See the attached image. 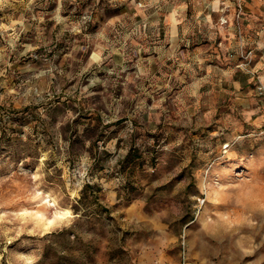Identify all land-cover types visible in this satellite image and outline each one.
I'll return each instance as SVG.
<instances>
[{
    "label": "rangeland",
    "instance_id": "rangeland-1",
    "mask_svg": "<svg viewBox=\"0 0 264 264\" xmlns=\"http://www.w3.org/2000/svg\"><path fill=\"white\" fill-rule=\"evenodd\" d=\"M259 81L264 0H0V264H264Z\"/></svg>",
    "mask_w": 264,
    "mask_h": 264
},
{
    "label": "built area",
    "instance_id": "built-area-1",
    "mask_svg": "<svg viewBox=\"0 0 264 264\" xmlns=\"http://www.w3.org/2000/svg\"><path fill=\"white\" fill-rule=\"evenodd\" d=\"M252 55H253V53L250 52L247 58L250 57L252 59V57H251ZM258 89L261 91V94H264V84L261 83L260 81H259V88ZM262 134L264 135V128L262 130Z\"/></svg>",
    "mask_w": 264,
    "mask_h": 264
},
{
    "label": "trees",
    "instance_id": "trees-1",
    "mask_svg": "<svg viewBox=\"0 0 264 264\" xmlns=\"http://www.w3.org/2000/svg\"><path fill=\"white\" fill-rule=\"evenodd\" d=\"M88 188H91V187L86 186V187L84 188V190H86V189H88Z\"/></svg>",
    "mask_w": 264,
    "mask_h": 264
},
{
    "label": "crops",
    "instance_id": "crops-1",
    "mask_svg": "<svg viewBox=\"0 0 264 264\" xmlns=\"http://www.w3.org/2000/svg\"><path fill=\"white\" fill-rule=\"evenodd\" d=\"M264 84V83H263Z\"/></svg>",
    "mask_w": 264,
    "mask_h": 264
}]
</instances>
